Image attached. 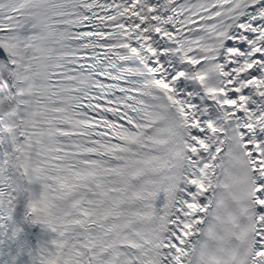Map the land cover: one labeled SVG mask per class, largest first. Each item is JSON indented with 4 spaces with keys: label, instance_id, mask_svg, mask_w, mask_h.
Segmentation results:
<instances>
[{
    "label": "snow or ice",
    "instance_id": "snow-or-ice-1",
    "mask_svg": "<svg viewBox=\"0 0 264 264\" xmlns=\"http://www.w3.org/2000/svg\"><path fill=\"white\" fill-rule=\"evenodd\" d=\"M0 264H264V0H0Z\"/></svg>",
    "mask_w": 264,
    "mask_h": 264
}]
</instances>
